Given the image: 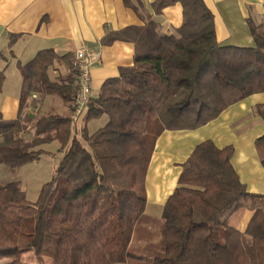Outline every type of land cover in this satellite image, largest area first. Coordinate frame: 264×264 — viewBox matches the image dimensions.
Here are the masks:
<instances>
[{
	"label": "trees",
	"instance_id": "1",
	"mask_svg": "<svg viewBox=\"0 0 264 264\" xmlns=\"http://www.w3.org/2000/svg\"><path fill=\"white\" fill-rule=\"evenodd\" d=\"M175 3L182 22L172 33H160L149 18L106 36V42L131 40L133 63L89 98L77 138L63 126L71 120L77 90L69 54L61 56L68 74L58 80L46 74L61 59L51 49L19 66L18 114L5 119L0 111V164L20 167L51 141L58 142L61 156L36 201L16 181L0 184V258L8 264H21L26 251L50 264H264V194L249 192L239 180L230 145L198 143L161 217L145 213V175L158 135L197 128L264 92V23H249L253 45L223 44L203 0L152 2L157 13ZM4 75L0 70V88ZM33 93V107L56 94L68 114L25 112ZM257 113L264 120V104ZM101 116L104 123L88 132L87 122ZM255 145L264 166V135ZM246 205L252 214L240 231L229 225V216Z\"/></svg>",
	"mask_w": 264,
	"mask_h": 264
},
{
	"label": "crops",
	"instance_id": "2",
	"mask_svg": "<svg viewBox=\"0 0 264 264\" xmlns=\"http://www.w3.org/2000/svg\"><path fill=\"white\" fill-rule=\"evenodd\" d=\"M154 0H0V70L5 79L0 88V111L5 119L18 114L22 76L19 66L31 60L37 51L51 49L56 59L47 69L50 80H58L69 71L66 58L72 59L74 50L84 48L92 54L90 67L91 94L97 96L101 84L119 75L122 68L133 63L134 44L131 40L106 36L130 26H142L151 18L160 33L169 34L182 22V7L175 3L155 12ZM213 15L216 41L223 44L253 45L249 23H264V0H203ZM71 62V60H70ZM33 93L24 107L25 112L37 116L68 114V106L56 94L41 97L36 107ZM264 104V92L255 93L227 106L216 118L194 129L164 130L155 140L145 175V213L158 219L168 196L177 186L182 164L193 147L211 140L216 147L233 148L231 164L246 189L264 194V166L255 145L264 135V120L257 113V105ZM102 119V120H101ZM79 121H68L71 133L80 134ZM105 117L87 122L88 132L95 130ZM33 126L28 127L29 136ZM58 144L57 141H51ZM51 142L45 143L49 144ZM242 209V210H241ZM244 209V210H243ZM252 212L246 205L233 211L229 225L245 229ZM143 245L144 242H132ZM29 252V251H27Z\"/></svg>",
	"mask_w": 264,
	"mask_h": 264
},
{
	"label": "rangeland",
	"instance_id": "3",
	"mask_svg": "<svg viewBox=\"0 0 264 264\" xmlns=\"http://www.w3.org/2000/svg\"><path fill=\"white\" fill-rule=\"evenodd\" d=\"M58 148L59 144L54 142L41 145L38 158L28 161L20 167L9 168L0 164V184L16 181L25 192L26 198L29 201H36L42 185L50 181L56 167L55 165L59 162L61 155ZM8 260L10 259L0 258V264H8ZM20 260L21 264H50V259L47 257L37 260L32 251L24 252Z\"/></svg>",
	"mask_w": 264,
	"mask_h": 264
},
{
	"label": "built area",
	"instance_id": "4",
	"mask_svg": "<svg viewBox=\"0 0 264 264\" xmlns=\"http://www.w3.org/2000/svg\"><path fill=\"white\" fill-rule=\"evenodd\" d=\"M92 54L84 48L74 50L72 54L71 65L74 68L76 93L73 100V111L71 112V120L78 121L87 110L89 98L91 94V74L90 67L92 63Z\"/></svg>",
	"mask_w": 264,
	"mask_h": 264
}]
</instances>
